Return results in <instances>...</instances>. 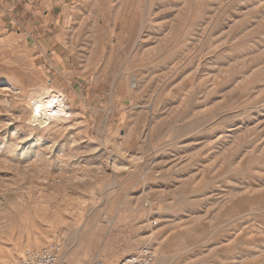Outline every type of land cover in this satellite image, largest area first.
Instances as JSON below:
<instances>
[{
	"label": "rangeland",
	"instance_id": "rangeland-1",
	"mask_svg": "<svg viewBox=\"0 0 264 264\" xmlns=\"http://www.w3.org/2000/svg\"><path fill=\"white\" fill-rule=\"evenodd\" d=\"M264 264V0H0V264Z\"/></svg>",
	"mask_w": 264,
	"mask_h": 264
},
{
	"label": "built area",
	"instance_id": "built-area-1",
	"mask_svg": "<svg viewBox=\"0 0 264 264\" xmlns=\"http://www.w3.org/2000/svg\"><path fill=\"white\" fill-rule=\"evenodd\" d=\"M62 248L59 245L46 246L39 249H30L23 253L16 264H59ZM157 256L152 248L145 247L137 254L128 256L118 264H156ZM93 264H107L97 260Z\"/></svg>",
	"mask_w": 264,
	"mask_h": 264
}]
</instances>
